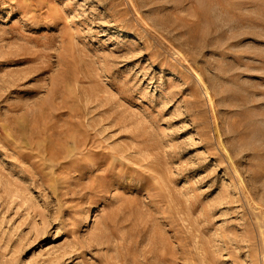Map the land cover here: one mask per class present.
<instances>
[{"label":"rangeland","instance_id":"1","mask_svg":"<svg viewBox=\"0 0 264 264\" xmlns=\"http://www.w3.org/2000/svg\"><path fill=\"white\" fill-rule=\"evenodd\" d=\"M0 264H264V0H0Z\"/></svg>","mask_w":264,"mask_h":264}]
</instances>
